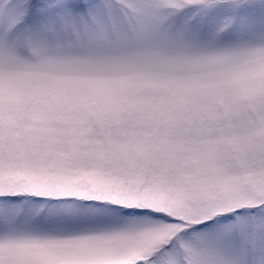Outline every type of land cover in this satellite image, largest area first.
<instances>
[{"label": "snow or ice", "instance_id": "1", "mask_svg": "<svg viewBox=\"0 0 264 264\" xmlns=\"http://www.w3.org/2000/svg\"><path fill=\"white\" fill-rule=\"evenodd\" d=\"M0 264H264V0H0Z\"/></svg>", "mask_w": 264, "mask_h": 264}]
</instances>
